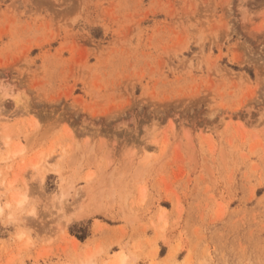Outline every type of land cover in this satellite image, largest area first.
I'll use <instances>...</instances> for the list:
<instances>
[{"label":"rangeland","instance_id":"1","mask_svg":"<svg viewBox=\"0 0 264 264\" xmlns=\"http://www.w3.org/2000/svg\"><path fill=\"white\" fill-rule=\"evenodd\" d=\"M0 209V264H264V0H0Z\"/></svg>","mask_w":264,"mask_h":264},{"label":"clouds","instance_id":"2","mask_svg":"<svg viewBox=\"0 0 264 264\" xmlns=\"http://www.w3.org/2000/svg\"><path fill=\"white\" fill-rule=\"evenodd\" d=\"M9 189H11V185H9ZM8 195L11 196V200L16 204L17 208H19L24 203L23 194L19 191H10ZM8 207H10V204L8 203H5L3 206L4 209ZM0 211H3V209H0ZM15 239L19 241L22 246L25 247L32 243V241L27 237V235L23 231H18Z\"/></svg>","mask_w":264,"mask_h":264},{"label":"bare ground","instance_id":"3","mask_svg":"<svg viewBox=\"0 0 264 264\" xmlns=\"http://www.w3.org/2000/svg\"><path fill=\"white\" fill-rule=\"evenodd\" d=\"M124 254L120 253L116 257V264H124Z\"/></svg>","mask_w":264,"mask_h":264},{"label":"trees","instance_id":"4","mask_svg":"<svg viewBox=\"0 0 264 264\" xmlns=\"http://www.w3.org/2000/svg\"><path fill=\"white\" fill-rule=\"evenodd\" d=\"M84 237H85L84 235L78 236V238L80 239H83Z\"/></svg>","mask_w":264,"mask_h":264}]
</instances>
